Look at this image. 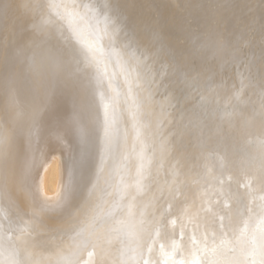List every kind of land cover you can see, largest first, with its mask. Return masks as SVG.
Here are the masks:
<instances>
[{"label": "snow or ice", "instance_id": "obj_1", "mask_svg": "<svg viewBox=\"0 0 264 264\" xmlns=\"http://www.w3.org/2000/svg\"><path fill=\"white\" fill-rule=\"evenodd\" d=\"M11 7L0 3L5 22ZM22 7L38 17L37 48L53 35L63 47L48 61L20 46L0 76V264H264V136L233 142V163L212 131L244 116L245 90L256 75L264 83V46L217 67L196 54L202 46L184 54L155 32L142 42L119 0ZM53 129L69 155L50 204L32 165L18 181L17 146ZM18 184L27 204L13 195ZM37 224L49 231L43 240Z\"/></svg>", "mask_w": 264, "mask_h": 264}, {"label": "bare ground", "instance_id": "obj_2", "mask_svg": "<svg viewBox=\"0 0 264 264\" xmlns=\"http://www.w3.org/2000/svg\"><path fill=\"white\" fill-rule=\"evenodd\" d=\"M176 1L178 3L183 1L185 5L189 1L195 14V16L191 15L192 18L196 17L199 21L201 20L205 28L209 22L215 21L217 23L215 25H218V29L209 30L211 31L209 34L205 32L206 35L200 40L194 36L195 34L190 37H188L189 35L187 36L189 42L202 46L196 54L198 56H207L210 64H215L219 67V63L227 60L236 49H240L244 53L254 50L257 57L259 56L260 49L264 46V0H210L211 4L207 2L209 3L208 5L203 3L198 6L196 5L197 3L195 4L196 0H128L130 12L132 14L139 13L140 15L137 14V19L134 18V21L130 17L131 14L128 15L130 18L125 17V19L132 23L142 42H152L153 33L155 32L159 34V38L166 45L187 54L192 51V44L190 43L191 46L184 50L178 44L181 41L177 42L178 38L180 39V31L176 25H173L174 23L183 24L181 22L187 18L183 19L182 14L179 16L174 13V8L178 5ZM2 2L3 0H0V3ZM36 2L37 0H8L12 7L9 9L7 22H5L3 12L0 11V76L3 75L6 68H11L15 63L20 46H23L29 52H35L38 58L43 56L48 61H54L59 58V50L63 45L55 35L42 48H37V44L42 37L33 30L32 25L38 17L34 18L31 12L26 11L22 7L25 3L31 5ZM122 2L120 3L123 5ZM170 3L173 10H168ZM122 7L125 8V6ZM189 8L188 10H190ZM228 9H231V12H226L223 16L222 11ZM182 10H185V8ZM125 12H127L126 9ZM130 12L128 11V13ZM150 12L155 14L147 18ZM194 19L192 20L194 21ZM196 22L199 23L198 21ZM184 27L187 28L188 25L186 27L184 24ZM82 28L86 36L87 27L82 25ZM201 28L200 30H202ZM200 30L198 31L201 32ZM188 34L191 35L190 32ZM37 87L42 91L40 85H37ZM243 101L244 103L239 108L244 116L240 120L234 122L233 125L228 123H222L219 126L214 125L212 130L224 141L218 150L224 155L225 159L233 163H235L233 142L238 143L247 137L264 136V117L261 116V113L264 112V83L261 82L259 75L254 76L251 89L245 90ZM28 103H31V94L22 95L21 104L27 105ZM60 104L65 112H70L72 107V95L70 92L60 98ZM3 119V106L0 103V124H2ZM20 123L26 127V117L22 118ZM17 150L20 156L17 164L18 181L22 180V173L26 163L32 165L33 182L39 196L50 204H55L62 193L63 183L67 179L65 171V160L69 155L67 142H58L55 136V129H53L38 145L33 143L30 146L28 140L24 138L22 144L17 146ZM256 151L257 146L255 144L249 146L251 155H255ZM3 157L4 149L3 145H0V168L3 166ZM13 195L19 201L27 204V196L22 184L14 186ZM50 215L55 216L57 213L53 212ZM47 222L51 223V220ZM35 227L40 240L45 239L49 235L48 229L43 224H37Z\"/></svg>", "mask_w": 264, "mask_h": 264}, {"label": "rangeland", "instance_id": "obj_3", "mask_svg": "<svg viewBox=\"0 0 264 264\" xmlns=\"http://www.w3.org/2000/svg\"><path fill=\"white\" fill-rule=\"evenodd\" d=\"M126 1V0H125ZM124 0H123V2H122V0H120V2H122L123 3V5L122 6H125V8L124 7H122V8H124V13H126L124 16L126 17V18H132L133 19V21H134V18H136L138 15H140L139 13H136V14H132L131 12H130V10H129V6H128V0L125 2ZM198 1V2H197ZM202 2V3H201ZM206 2V3H205ZM207 2H210V0L208 1V0H205V1H203V0H196V2H195V4L198 6L199 4H209V3H207ZM178 2L176 1V4H177ZM126 4H127V6H128V8H126L127 6H126ZM210 4H211V2H210ZM170 8L168 9V10H173V8L171 7V3L168 5ZM167 6V7H168ZM191 7V8H189V7ZM172 8V9H171ZM181 8V9H180ZM185 8V10H182V9H184ZM187 8V9H186ZM188 8L191 10L192 9V6H191V3L189 2V1H187V3H186V5L183 3V1L181 2V1H179V3H178V5H176L175 6V10H174V13H177L176 15H179V16H181L180 14H182V18L183 19H185L186 17V20H183L181 23H183V24H176V23H174L173 25H176L177 26V29L180 31V39L178 38V40H177V42L178 41H183L182 42V44H180L181 42H178V44L181 46V47H183V49L185 50V48L186 49H188L190 46H191V44H192V46L194 45L193 43H191V42H189V39H188V37H190V36H192V34L195 36V37H197L199 40L200 39H202L207 33L209 34V32H211V31H209V30H212V29H218V25H215V24H217L215 21H213L212 23L211 22H209V24H207V26H206V28H205V26H204V24H203V22L201 21V23H200V21H199V19H197L196 17H193V18H195L194 19V21L192 20L193 18H192V16H195V14H194V10L192 9L191 11L190 10H188ZM125 9H126V11L127 12H125ZM128 9V10H127ZM178 9V10H177ZM187 10H188V13H187ZM128 11L130 12V13H128ZM179 11V12H178ZM182 13H181V12ZM186 11V12H185ZM189 11H190V13H189ZM193 11V12H192ZM226 12H231V9H228V10H225V11H222V15L224 16V14H226ZM179 13V14H178ZM131 14V15H130ZM138 14V15H137ZM155 13H153L152 14V12H150V14H148L149 16H147V18H149V17H152L153 15H154ZM183 14H185V15H183ZM128 15H130V17L128 16ZM189 15V16H188ZM192 15V16H191ZM191 16V17H190ZM143 18H144V16H143ZM147 18H145V19H147ZM192 18V19H191ZM137 19V18H136ZM135 19V20H136ZM196 21H198L199 23H197ZM190 23V24H192V25H190V24H188V23ZM187 23V24H186ZM194 23H196V24H194ZM223 23V22H222ZM132 24V23H131ZM184 24H185V26L187 27V25H188V27L190 26V28L188 29V27L187 28H185L184 27ZM197 24H198V26H197ZM200 24V25H199ZM212 25V26H211ZM133 26V25H132ZM184 28H183V27ZM195 26V27H194ZM201 26H202V28H201ZM209 26V27H208ZM217 27V28H216ZM180 28V29H179ZM191 28H193V29H191ZM200 28L202 29V30H200ZM208 28V29H207ZM183 29V30H182ZM186 31H185V30ZM190 29H191V31H190ZM206 29V30H205ZM182 30V31H181ZM198 30H200L201 32H199ZM205 30V31H204ZM184 31H185V33H184ZM191 33V35L190 34H188L189 32ZM188 32V33H187ZM195 32V33H194ZM199 32V33H198ZM205 32H206V34H205ZM187 33V34H186ZM198 33V34H197ZM202 33V34H201ZM181 34H182V36H181ZM186 36H185V35ZM184 35V36H183ZM189 35V36H188ZM199 35H201V36H199ZM188 36V37H187ZM199 36V37H198ZM182 37V38H181ZM185 37V38H184ZM183 39V40H182ZM185 39V40H184ZM187 41V42H186ZM190 45H189V44ZM187 44V45H186ZM184 46H186V47H184ZM191 46V48H193ZM193 50V49H192Z\"/></svg>", "mask_w": 264, "mask_h": 264}]
</instances>
